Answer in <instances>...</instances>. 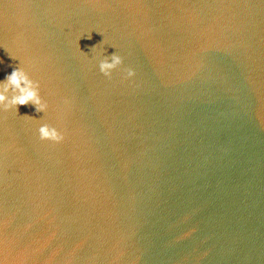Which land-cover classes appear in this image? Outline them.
I'll return each instance as SVG.
<instances>
[{
    "label": "water",
    "instance_id": "1",
    "mask_svg": "<svg viewBox=\"0 0 264 264\" xmlns=\"http://www.w3.org/2000/svg\"><path fill=\"white\" fill-rule=\"evenodd\" d=\"M19 60L49 107L0 111V264H262L145 162L0 0V79ZM45 122L62 141L39 139Z\"/></svg>",
    "mask_w": 264,
    "mask_h": 264
},
{
    "label": "clouds",
    "instance_id": "2",
    "mask_svg": "<svg viewBox=\"0 0 264 264\" xmlns=\"http://www.w3.org/2000/svg\"><path fill=\"white\" fill-rule=\"evenodd\" d=\"M90 35L91 32L89 33ZM97 46H94L93 49L97 48ZM105 53L106 49L102 53V58L99 59L98 67L105 77L111 78L113 70L123 63V57L117 50L110 54ZM134 75L135 69L130 67L125 69V78L133 77ZM10 90L14 94L9 95ZM28 102H32L35 105V111L37 112L42 111L45 114L48 111V101L41 95L40 81L34 79L23 62L19 60V65L13 67L10 72L5 74L3 79H0V111L14 110L17 113L18 105L27 104ZM37 131L41 140L60 142L64 138L63 132L57 126L46 122L40 123Z\"/></svg>",
    "mask_w": 264,
    "mask_h": 264
}]
</instances>
